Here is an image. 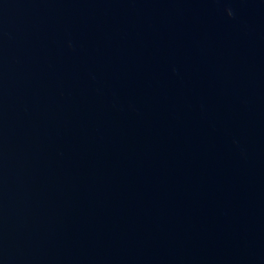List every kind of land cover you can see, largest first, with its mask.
I'll use <instances>...</instances> for the list:
<instances>
[{
  "label": "water",
  "instance_id": "1",
  "mask_svg": "<svg viewBox=\"0 0 264 264\" xmlns=\"http://www.w3.org/2000/svg\"><path fill=\"white\" fill-rule=\"evenodd\" d=\"M0 264H264V0H0Z\"/></svg>",
  "mask_w": 264,
  "mask_h": 264
}]
</instances>
